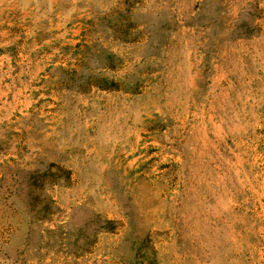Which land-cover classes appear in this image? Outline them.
<instances>
[{
	"label": "rangeland",
	"instance_id": "obj_1",
	"mask_svg": "<svg viewBox=\"0 0 264 264\" xmlns=\"http://www.w3.org/2000/svg\"><path fill=\"white\" fill-rule=\"evenodd\" d=\"M0 264H264V0H0Z\"/></svg>",
	"mask_w": 264,
	"mask_h": 264
}]
</instances>
